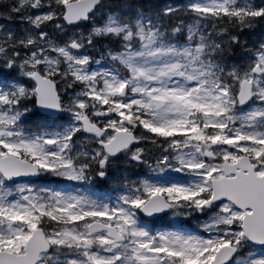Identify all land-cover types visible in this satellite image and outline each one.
Listing matches in <instances>:
<instances>
[{
	"label": "snow or ice",
	"instance_id": "snow-or-ice-1",
	"mask_svg": "<svg viewBox=\"0 0 264 264\" xmlns=\"http://www.w3.org/2000/svg\"><path fill=\"white\" fill-rule=\"evenodd\" d=\"M0 264H264V0H0Z\"/></svg>",
	"mask_w": 264,
	"mask_h": 264
},
{
	"label": "rangeland",
	"instance_id": "rangeland-1",
	"mask_svg": "<svg viewBox=\"0 0 264 264\" xmlns=\"http://www.w3.org/2000/svg\"><path fill=\"white\" fill-rule=\"evenodd\" d=\"M103 192V191H102ZM170 221L166 218L163 222H159V223H157L156 224V227L157 228H162L163 227V224H166V223H169ZM191 223V225H192V227L193 228H195V222L194 221H192V222H190Z\"/></svg>",
	"mask_w": 264,
	"mask_h": 264
}]
</instances>
